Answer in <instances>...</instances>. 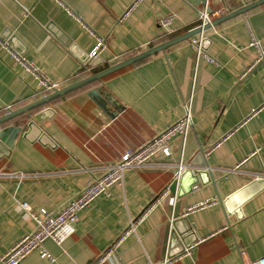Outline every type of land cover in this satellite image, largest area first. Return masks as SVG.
<instances>
[{
  "label": "crops",
  "instance_id": "1",
  "mask_svg": "<svg viewBox=\"0 0 264 264\" xmlns=\"http://www.w3.org/2000/svg\"><path fill=\"white\" fill-rule=\"evenodd\" d=\"M200 1L142 0L123 17L134 0H0V105L16 110L51 94L1 41L62 89L195 29ZM239 3L206 0L214 19L224 4ZM167 15L174 17L170 32L158 25ZM199 36L214 63L191 47ZM192 38L0 127L20 128L14 138H0V257L34 228L22 204L57 210L126 149L183 117L184 106L192 128L171 143L170 157L158 155L126 174L110 196L96 198L60 246L45 241L53 260L34 251L20 264H92L109 247L103 264L264 257V62L257 67L250 46L254 38L264 49V4ZM98 40L105 43L101 60L81 75L82 59ZM96 89L103 108L88 96ZM206 202L212 205L192 209Z\"/></svg>",
  "mask_w": 264,
  "mask_h": 264
},
{
  "label": "built area",
  "instance_id": "2",
  "mask_svg": "<svg viewBox=\"0 0 264 264\" xmlns=\"http://www.w3.org/2000/svg\"><path fill=\"white\" fill-rule=\"evenodd\" d=\"M142 0H134L133 4L127 9L123 17L135 8ZM223 14V13H222ZM221 14V15H222ZM220 15V16H221ZM218 16V13L208 15L206 9H202L199 12V26L210 23L214 17ZM174 17L173 15H167L158 21L160 28L167 32L172 31L171 25ZM202 37L192 38L190 40L191 47L196 51L197 57H203L207 62L214 63V60L207 56L203 52L201 45ZM2 46L6 48L11 59H13L22 69L34 76L38 87L45 93H53L56 90L61 89V85L50 81L43 74L39 73L35 67L28 63L25 57L10 49L9 43L1 41ZM251 47L256 50L257 64L264 58V49L260 46L259 42L254 38L251 40ZM105 48V43L102 40H98L93 50L82 61L80 65V74L87 75L92 69L91 63L99 57L100 52ZM79 75V74H78ZM185 114L178 121L165 128L159 134L146 141L143 145L136 149H126L121 157L112 165L103 167V172L97 176L90 178L76 195L68 199L57 210L49 212L44 209L38 211H31L25 204L20 207L25 211L27 216L34 224V228L31 232L25 234L18 242H16L10 249H8L1 257L0 264H20L30 253L38 251L42 258H48L53 260L50 255L43 249V244L47 240H51L56 245L60 246L66 239L71 237L75 231L74 225L77 221L79 213L87 208L96 198L100 196H110V189L114 185H121L126 174L145 168L152 159L158 155L170 157L172 155L171 143L178 137L185 139L187 133L192 128V120L189 113V107L184 106ZM2 112L7 114L12 110L10 106H1ZM182 167H180L181 169ZM174 199H170L169 203L173 205ZM212 203H202L192 207V209L204 208L210 206ZM136 222L130 221V225L124 232V236L133 230V224ZM123 237V236H122ZM120 239H123V238ZM192 247L185 249L189 252ZM111 250V247L107 249L102 255H100L92 264H103L107 259V252ZM242 264H264V257H261L252 262H246Z\"/></svg>",
  "mask_w": 264,
  "mask_h": 264
},
{
  "label": "water",
  "instance_id": "3",
  "mask_svg": "<svg viewBox=\"0 0 264 264\" xmlns=\"http://www.w3.org/2000/svg\"><path fill=\"white\" fill-rule=\"evenodd\" d=\"M202 3V6L206 9V12L208 15L212 14V10L206 5V0H201L200 1ZM264 4V0H241V3H239L237 6L230 8V7H226V5L224 4L223 7L225 9V12L220 16L217 17L215 19H213L210 23L205 24L203 26H198L195 29L188 31L182 35H179L177 37H174L164 43H161L160 45H157L155 47H152L140 54H137L131 58H128L124 61H121L107 69H105L102 72L96 73V74H90L87 78L78 81L74 84L68 85L62 89L56 90L53 93L47 95L46 97H43L41 99H38L32 103H29L28 105H25L23 107H20L16 110H11L10 112H8L7 114H4L2 116H0V127L3 126L4 124H6L7 122L20 117L22 115H26L29 112L36 110L40 107L46 106L48 104H50L52 101L56 100V99H63L66 95L77 91L79 89H82L83 87H86L87 85H90L96 81H101L102 78L118 71L121 70L125 67H128L130 65L135 64L136 62H139L145 58H148L156 53L159 52H164L167 48L174 46L175 44H178L180 42L183 41H187L192 37H195L197 35H200L206 31H208L209 29L220 25L228 20H231L235 17H238L240 15H244L246 14L248 11L260 6ZM69 51L70 52H74V47L70 46L69 47ZM87 58V57H86ZM85 59H82V61H84ZM100 58H96L92 63L91 66L94 67L97 63L100 62ZM264 62V58L261 59L256 65L257 67L260 66L262 63ZM88 96L93 100L96 101V103L103 108V105L101 104L100 98H99V94H98V90H90L88 92ZM20 132V128L19 127H6L4 129H0V138L2 137L3 134H7V135H11V133H14L12 136L13 138ZM201 155V151L199 152L198 157L200 158ZM201 167H206L205 163H199L198 164ZM208 174V172H207ZM176 187V183H172V185L170 186L169 190L170 192H173L175 190ZM228 201H225V204H227ZM136 220V219H135ZM189 248V247H188ZM191 250V249H190Z\"/></svg>",
  "mask_w": 264,
  "mask_h": 264
},
{
  "label": "trees",
  "instance_id": "4",
  "mask_svg": "<svg viewBox=\"0 0 264 264\" xmlns=\"http://www.w3.org/2000/svg\"><path fill=\"white\" fill-rule=\"evenodd\" d=\"M102 69L104 68V66L103 67H101ZM98 70V69H97Z\"/></svg>",
  "mask_w": 264,
  "mask_h": 264
}]
</instances>
